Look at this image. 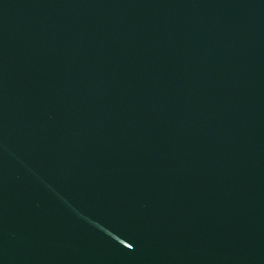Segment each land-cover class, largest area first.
<instances>
[{
    "label": "water",
    "instance_id": "obj_1",
    "mask_svg": "<svg viewBox=\"0 0 264 264\" xmlns=\"http://www.w3.org/2000/svg\"><path fill=\"white\" fill-rule=\"evenodd\" d=\"M0 264H264V0H0Z\"/></svg>",
    "mask_w": 264,
    "mask_h": 264
}]
</instances>
